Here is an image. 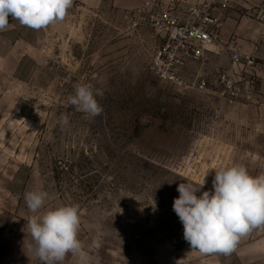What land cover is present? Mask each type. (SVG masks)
Masks as SVG:
<instances>
[{
	"label": "rangeland",
	"instance_id": "1",
	"mask_svg": "<svg viewBox=\"0 0 264 264\" xmlns=\"http://www.w3.org/2000/svg\"><path fill=\"white\" fill-rule=\"evenodd\" d=\"M84 2L45 29L9 16L0 31V264H39L24 199L37 189L49 194L41 212L79 206L90 264H264V227L230 254L202 255L172 207L180 183L199 185L208 172L197 195L212 191L220 167L264 172V70L234 64L228 49L208 53L183 73L206 88L182 90L152 73L158 40L137 11ZM222 72L241 86L254 78L252 97L224 93ZM77 83L102 93L100 115L67 103Z\"/></svg>",
	"mask_w": 264,
	"mask_h": 264
},
{
	"label": "clouds",
	"instance_id": "2",
	"mask_svg": "<svg viewBox=\"0 0 264 264\" xmlns=\"http://www.w3.org/2000/svg\"><path fill=\"white\" fill-rule=\"evenodd\" d=\"M73 0H0V31L9 26L11 16L21 25L41 30L64 21ZM102 95L91 84L77 83L67 103L89 117L103 111L96 97ZM68 125L67 115L60 120ZM180 183L179 197L173 211L183 225L184 239L202 255L232 253L239 239L253 229L264 227V172L251 175L245 166L233 164L215 169L212 191L201 192L205 184ZM29 211L27 227L32 239L29 251L39 264H64L71 254L78 264H90V256L78 238L81 216L78 205H62L46 209L49 194L32 190L24 194ZM95 247L98 243L94 242ZM99 264V258L96 259Z\"/></svg>",
	"mask_w": 264,
	"mask_h": 264
},
{
	"label": "built area",
	"instance_id": "3",
	"mask_svg": "<svg viewBox=\"0 0 264 264\" xmlns=\"http://www.w3.org/2000/svg\"><path fill=\"white\" fill-rule=\"evenodd\" d=\"M232 2L233 0H143L137 13L143 18V25L152 29L158 40L150 67L152 73L161 81L174 84L182 90L205 89V80L187 79L183 73L190 63L203 60L208 53L218 54L226 49L225 10ZM260 46L256 43L252 46V52L246 53L235 45L230 49L233 63L245 65L255 72L264 70V63L257 61L255 56ZM218 81L223 86L224 93L232 99L252 97L254 78L241 86L230 72H222Z\"/></svg>",
	"mask_w": 264,
	"mask_h": 264
},
{
	"label": "crops",
	"instance_id": "4",
	"mask_svg": "<svg viewBox=\"0 0 264 264\" xmlns=\"http://www.w3.org/2000/svg\"><path fill=\"white\" fill-rule=\"evenodd\" d=\"M106 3L122 12H133L142 6L143 0H85L81 7L96 11L101 4ZM225 19L224 40L226 45L229 44L226 49L230 50L237 45L243 52L250 53L252 46L259 43L261 46L255 55L264 60V0H233L225 10ZM231 41L234 43H230ZM190 65L191 63L187 70ZM235 107L238 109L243 105L237 104ZM245 121H251V124L253 122L252 119ZM230 122L227 120V124ZM238 122L242 121L237 118L233 121L236 127Z\"/></svg>",
	"mask_w": 264,
	"mask_h": 264
}]
</instances>
